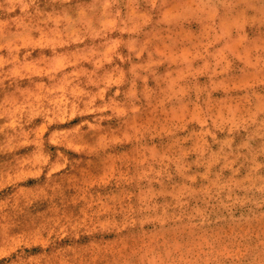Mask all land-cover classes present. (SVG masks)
I'll list each match as a JSON object with an SVG mask.
<instances>
[{
    "label": "rangeland",
    "instance_id": "374dc122",
    "mask_svg": "<svg viewBox=\"0 0 264 264\" xmlns=\"http://www.w3.org/2000/svg\"><path fill=\"white\" fill-rule=\"evenodd\" d=\"M168 2L178 12L171 22L129 33L141 13L151 15L147 0H0V147L43 125L33 110L59 100L53 89L95 91L102 81L106 95L126 97L136 65L140 118L159 125L154 136H126L92 157L69 153L78 162L51 181L11 171L32 145L0 151V232L47 235L92 209L115 225L53 233L47 246L33 236L22 251L34 256L29 264H188L192 249L205 264H232L235 249L244 251L240 264H264V15L246 7L260 0H207L211 20L195 7L204 0ZM129 37L150 41L140 56L129 53ZM117 41L119 55L110 47ZM185 111V131L168 135L165 124H183ZM201 116L222 129L205 138L207 151Z\"/></svg>",
    "mask_w": 264,
    "mask_h": 264
},
{
    "label": "clouds",
    "instance_id": "9594fccd",
    "mask_svg": "<svg viewBox=\"0 0 264 264\" xmlns=\"http://www.w3.org/2000/svg\"><path fill=\"white\" fill-rule=\"evenodd\" d=\"M151 15L140 14L137 24L130 28H124L123 31L134 33L138 27H143L144 24L154 23L163 25L171 22L178 15L175 6L170 5L168 0H147ZM8 11L11 12L14 7L20 5H8ZM27 8L28 5H23ZM202 12L207 13V18L211 20L215 15L214 7L204 0V2L195 6ZM247 8L255 9L261 15H264V0H260L259 7L254 4H246ZM155 10V11H153ZM115 16L118 18L120 12L117 10ZM155 17V18H154ZM7 25L8 21L3 22ZM121 41L113 42L110 47L113 53L119 46ZM129 49V53L140 56L145 51V48L150 41H145L144 46H137L134 38L124 42ZM128 59V57H121ZM142 65H136L133 68V78L130 89L125 97L120 89L108 96V86L103 85V82H98L95 91H85L83 88H75L68 91L66 94L63 88L53 89L61 93L59 100H51L49 103L52 107L41 109L39 105L33 110V114H39L44 117L43 125L34 128L31 133L19 132L15 136H10L7 145L0 147V151H8L11 147H17L20 144L32 145V151L29 155L18 158L15 165L11 169L15 174H37L40 177L46 174L51 181L58 174H63L66 170L72 167L78 161L70 158L69 153H83L89 157L95 156L103 152L106 148L119 144L125 140V137L135 138L137 141L144 140L146 136L156 135V129L159 125L154 121L143 122L140 118L142 106L140 100L142 95L137 89L136 81L139 78L136 72L137 68ZM122 76L114 78V83H120ZM123 95V99H120ZM199 100V97H197ZM199 105L196 104L193 111H199ZM207 111V110H205ZM192 115L191 112L185 111L186 119L183 124L176 123L173 120L165 124V130L168 135L175 136L177 132H184L188 124L187 117ZM81 116L80 123L71 128H61L59 125L65 124L70 118ZM117 120L120 126L112 128L106 126L104 121ZM17 123L19 121L17 120ZM221 129L217 119L211 116H201V128L197 133L199 140L204 144V151H207L208 141L206 137H211L213 141L216 139V130ZM47 133V136L45 135ZM191 136L185 135L182 138L174 139V142L184 144ZM50 146L55 148V152L51 151ZM187 154V150L185 151ZM203 156V152L200 153ZM144 160L151 157L144 156ZM143 162V161H142ZM114 227L115 225L110 220H105L99 215L95 209L88 212L81 220H78L75 225L59 224L48 231L47 235L43 233L46 229H35L33 232L19 234L17 238H10L8 231L0 232V264H29V260L34 256H29L27 259L22 258V251L25 247V241L32 242L33 236L38 241L50 245L53 242V233L56 235L67 234L73 227L84 228L89 230L102 227ZM56 238V237H55ZM205 251L201 248L199 252ZM15 254V258L13 256ZM229 254L233 257L232 264H240L241 257L244 251L241 249L230 250ZM198 255V250L192 249L191 255L188 257V264H205L204 261H197L195 256ZM43 256V255H42Z\"/></svg>",
    "mask_w": 264,
    "mask_h": 264
}]
</instances>
